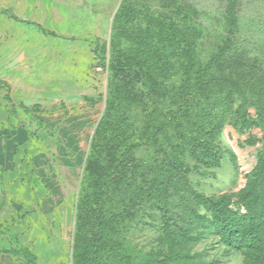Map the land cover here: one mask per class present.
Instances as JSON below:
<instances>
[{"label": "rangeland", "instance_id": "obj_1", "mask_svg": "<svg viewBox=\"0 0 264 264\" xmlns=\"http://www.w3.org/2000/svg\"><path fill=\"white\" fill-rule=\"evenodd\" d=\"M121 1L129 7L126 24L132 30L150 25V16L185 22L202 31L199 51L207 53L226 33L224 22L229 19L227 8L231 0H0V128L6 127L12 133L21 126L29 134L24 141L25 150H21L17 157L18 160L22 155L21 161H25L19 167L21 173L18 170L17 180L24 175L22 179L33 190V198L25 201H32L34 208L41 206L43 198L38 197L36 190L43 188V181L37 174L38 159L49 158L51 162L56 158L66 162L77 159L79 162L73 182L65 185L67 198L63 203H68V213L63 212L61 217L52 221L68 229L65 234L61 228L60 236H57L58 244H64L60 251L57 247H49V250H56L55 256L48 255L46 262H40V256L31 246H25L24 232L16 233L1 226L4 230L0 228V251L13 255L17 261L72 264L74 214L79 187L84 180L83 167L91 151L95 129L105 112L109 85L115 80L109 67L110 40L114 33L113 17ZM233 1L237 30L231 48L235 49V55L264 60V0ZM7 88L8 94L5 92ZM141 88L142 83L137 82L133 90ZM117 105L127 110L130 123L140 121L145 114L144 99L137 96L133 99L120 95L118 91ZM248 113L256 116L253 109ZM7 114L11 117L10 124ZM219 130L214 142L222 150L214 166L206 167L200 165L197 158L187 157L190 171L180 183L182 203L189 194L194 198L192 193L195 192L221 200L222 205L239 215L258 212L259 201L255 197L243 201L242 191L257 165L258 154L264 149V132L255 124L238 130L229 122H224ZM160 142L164 141L156 140L151 145L142 142L133 148L131 163L139 167L137 170L128 168L127 175L136 182L142 181L144 174L152 177L158 159L164 157L162 151L167 148L165 142L159 145ZM44 194H49V188L40 195ZM178 199L179 196L170 197L168 207L172 217L181 211ZM194 199L198 204L192 208L208 214L209 210L200 204L201 199ZM12 207L19 210L23 205L17 201ZM134 209L143 215L144 220L125 217L121 221L117 236L126 250L122 264H138L146 254L152 256L151 263L159 264L156 259H161L169 247L167 243L160 248L157 240L162 234L159 209L153 205L144 210L137 206ZM32 222L44 227L51 223L40 216L32 218ZM13 225V229L19 228L18 222ZM32 234L28 233V236ZM43 235H47L46 231ZM260 236L264 251V228ZM158 248L162 252L160 256H156ZM190 253L199 254L194 261L200 264H243V255L223 244L214 233H202L196 242L190 244ZM110 260L113 261L109 250L102 263ZM262 261L264 264V258ZM108 264H117V261Z\"/></svg>", "mask_w": 264, "mask_h": 264}, {"label": "trees", "instance_id": "obj_2", "mask_svg": "<svg viewBox=\"0 0 264 264\" xmlns=\"http://www.w3.org/2000/svg\"><path fill=\"white\" fill-rule=\"evenodd\" d=\"M233 2L227 8L226 33L207 53L199 51L202 31L185 22L150 16V25L132 30L126 24L129 7L120 2L110 40L109 67L115 80L109 85L105 112L83 167L84 180L74 214L72 264H105L102 259L109 250L110 262L122 264L126 250L117 236L119 225L125 217L144 220L134 207L144 210L148 205L159 209L160 248L169 244L157 263L200 264L194 261L199 254L190 253V244L209 232L238 250L243 264H262L264 149L242 191L243 201L253 197L259 201L258 212L239 215L222 205L221 200L193 192V197L201 199L200 204L209 210L201 214L192 208L198 202L190 194L184 203L180 197V183L190 171L187 157L197 158L206 167L218 162L222 149L214 140L224 122L238 130L255 124L264 132V60L235 55L231 48L237 30ZM124 43L126 47L120 49ZM137 82L142 83V88L134 92ZM118 91L120 95L144 99L145 114L140 121L129 122L127 110L117 105ZM249 109L256 112L255 117L250 116ZM156 140L166 144L164 157L158 159L152 177L144 174V179L136 182L126 173L128 168L139 167L131 163L132 149ZM172 195L179 196L181 204V211L173 217L168 207ZM160 248L156 256L162 253ZM151 262L152 256L146 254L138 264Z\"/></svg>", "mask_w": 264, "mask_h": 264}, {"label": "crops", "instance_id": "obj_3", "mask_svg": "<svg viewBox=\"0 0 264 264\" xmlns=\"http://www.w3.org/2000/svg\"><path fill=\"white\" fill-rule=\"evenodd\" d=\"M5 92L7 94L9 93L8 88ZM6 117L10 124L11 117H9L8 114ZM0 134L3 135L0 140V228H2L1 226H6L16 233L24 232V237L22 239L25 246L30 245L32 250L41 257V259L39 257L38 260L44 263L48 255L52 254L55 256L56 253V250H49V247H57L60 251L64 245L58 244L59 239H57V236H60L59 232L61 228L65 234L68 229L66 227H59V225L57 226L55 223H52V221L57 220L58 216L61 217L63 212L66 214L68 213V203H63L64 199L67 198L65 185L73 182L76 175V167L79 166V162L77 159L66 162L63 159L57 158L52 162L49 158L44 159V161L40 159L36 161L39 164L37 174L40 177V181H43L42 186L44 189H40V187L36 189L37 192H39L38 197L43 199L41 200V206H39V208H37V206L34 208V206H31L33 204L32 201H25L26 199H30V197L33 198V190L25 184L26 180L22 179L24 175L19 180H17L16 177L21 173L19 167L23 166L25 162L21 161L22 155H20V161L19 159L17 160V157L21 150H25V140L28 138L29 134L26 132L25 128L21 126H17L12 133L9 132L6 127L0 128ZM21 143L23 144L19 148ZM23 151L22 154L24 156ZM48 188V195H40L43 190ZM12 201L15 204L17 201L20 203L22 202L23 208L19 210L13 208ZM26 205L27 207H24ZM37 216H40L44 221L49 219L51 223L48 225L46 224V227L42 224L34 225L32 218H37ZM15 222L19 223V228L13 229V224H16ZM43 231H46L47 235H43ZM31 232L34 233L32 234ZM28 233L32 234V236H28ZM28 238L32 240L29 241ZM48 238H50V240L47 243ZM33 239H35V242H33ZM43 254L45 256H43ZM0 264L26 263L20 260L17 261L13 255L11 256L0 251ZM55 264H62V262L60 261Z\"/></svg>", "mask_w": 264, "mask_h": 264}]
</instances>
